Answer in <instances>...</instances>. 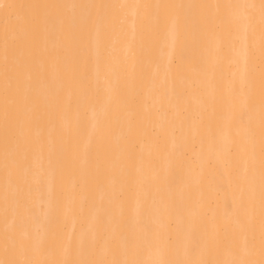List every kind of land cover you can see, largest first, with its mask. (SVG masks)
<instances>
[{"label": "bare ground", "instance_id": "1", "mask_svg": "<svg viewBox=\"0 0 264 264\" xmlns=\"http://www.w3.org/2000/svg\"><path fill=\"white\" fill-rule=\"evenodd\" d=\"M5 2L46 7L14 10V19L36 21L8 41L7 72L0 11V261L112 259L115 251L142 261L230 260L235 247L239 258L264 264L259 9L246 32L214 7H119L232 0ZM177 18L179 54L169 73ZM6 134L19 162L7 169ZM110 195L116 203L106 213ZM122 210L114 237L109 216ZM138 221L153 231L139 236ZM163 224L173 241L179 230L178 243L160 238Z\"/></svg>", "mask_w": 264, "mask_h": 264}, {"label": "snow or ice", "instance_id": "2", "mask_svg": "<svg viewBox=\"0 0 264 264\" xmlns=\"http://www.w3.org/2000/svg\"><path fill=\"white\" fill-rule=\"evenodd\" d=\"M40 7H46L42 5H19V4H11L6 3L5 0H0V11H3L5 14V23L3 26V34L5 38V71L8 70V61H9V48H8V41L12 40L15 42L18 38H22L23 34L31 29L36 21L34 16H25L23 18H15V9H35ZM87 7L94 8V7H101L98 5H89ZM121 8H133V9H147L150 7H163V8H176V9H183L185 7H197V8H205V7H214L218 13L222 14L223 18L233 26L236 25H243L245 31H249L253 28L254 25V13L255 10L259 9V14L261 18V40L264 43V0H260L259 5L254 3H247V2H240V0H232V2L227 3H217L215 5H189L185 6L182 4L176 5H144V4H132V5H119ZM175 32L173 37V46L171 51L168 53V65L165 68L166 72L171 73L173 71L172 65L175 63V58L179 54L178 49L176 46V42L180 35V26H179V18H177V22L175 25ZM161 68L157 65L154 75H158ZM28 151V147L26 146L25 152ZM15 152V144L14 138L7 135L5 137V148H4V155H5V168H9L10 165L16 164L18 165L19 162L15 159L14 156ZM27 170H25L26 172ZM31 191V190H30ZM14 199L19 200L21 197V193L18 191L12 194ZM9 193H5L4 195V214L7 215L9 211ZM260 200H261V210L262 215H264V133H262L261 137V160H260ZM115 199L110 195L108 200V208H106V213L111 208L113 204H115ZM167 212L168 216L171 217L174 213L173 205H168L167 208L164 210ZM108 223L111 225L112 228V235L115 237L124 226L125 221L123 217V210L121 211V215L119 217H111L109 216ZM190 223L194 224V220L190 221ZM97 235L103 233L105 229V221L103 217L98 218L97 220ZM137 230L139 236H145L148 233L153 231V225L150 222H137ZM192 251L194 254H198L200 252V238L196 234L195 228L192 230ZM160 238L164 240L165 243L172 244L178 243L179 240V230H177V239L173 241L172 237V230L169 224L162 225V232L160 233ZM5 239H9L7 236ZM262 239H264V228H262ZM215 244H218L219 241H215ZM135 247V243L132 245ZM7 250V249H6ZM22 250L27 252L29 251L28 245H22ZM233 259L230 260H207V259H184V260H171V259H164L161 258L156 261H142L136 259H119L118 251H115L113 254L112 259H81V260H70V259H61V260H46V259H32V258H25L21 261H0V264H250L249 261L239 258L238 250L234 247L232 251Z\"/></svg>", "mask_w": 264, "mask_h": 264}]
</instances>
